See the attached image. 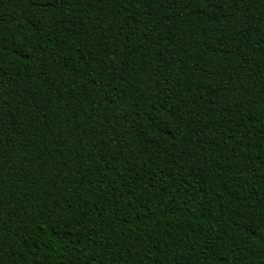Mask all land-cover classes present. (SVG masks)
Here are the masks:
<instances>
[{
    "label": "trees",
    "instance_id": "trees-1",
    "mask_svg": "<svg viewBox=\"0 0 264 264\" xmlns=\"http://www.w3.org/2000/svg\"><path fill=\"white\" fill-rule=\"evenodd\" d=\"M0 264H264V0H0Z\"/></svg>",
    "mask_w": 264,
    "mask_h": 264
}]
</instances>
